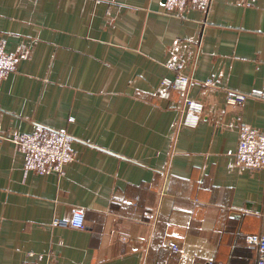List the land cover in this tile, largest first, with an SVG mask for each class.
I'll use <instances>...</instances> for the list:
<instances>
[{
    "label": "crops",
    "instance_id": "0c3cea01",
    "mask_svg": "<svg viewBox=\"0 0 264 264\" xmlns=\"http://www.w3.org/2000/svg\"><path fill=\"white\" fill-rule=\"evenodd\" d=\"M203 18L166 0H0V43L19 57L0 86V264L258 258L264 169L234 162L240 127L264 131V100L227 105L225 90L263 85L264 0H214ZM179 74L205 104L195 127L163 85ZM38 126L72 136L63 175L25 172L11 139ZM77 208L84 228L54 225Z\"/></svg>",
    "mask_w": 264,
    "mask_h": 264
},
{
    "label": "built area",
    "instance_id": "2783aa9c",
    "mask_svg": "<svg viewBox=\"0 0 264 264\" xmlns=\"http://www.w3.org/2000/svg\"><path fill=\"white\" fill-rule=\"evenodd\" d=\"M213 3L214 0H166V10L168 13L183 11L188 5H191L203 12V25L205 26ZM199 45L200 43L198 47ZM18 60L19 57L16 54L7 51L5 43H0V86L7 75L15 70ZM193 82L194 80L191 77L184 74H179L176 79L165 78L163 80V85L179 88L186 93L183 102V117L179 122V126L195 127L203 117L205 104L188 95ZM211 83L212 81L206 82V84ZM250 98L264 100V80L262 87L254 88L249 92L225 90L227 105H239ZM1 138L3 137L0 135ZM11 140L17 149L24 154L26 173H57L63 175L66 165L76 159V154L72 149L73 138L65 129L38 126L33 133H20ZM234 163L237 167L250 171L264 169V131L248 125L240 127L239 143ZM85 222V211L77 208L73 210L70 221L56 219L54 225H72L84 228ZM247 241L257 245L259 249L258 258L250 264H264V235L250 234ZM171 247L175 251H180V247L176 243H171Z\"/></svg>",
    "mask_w": 264,
    "mask_h": 264
}]
</instances>
